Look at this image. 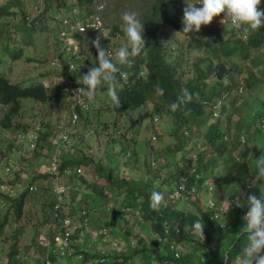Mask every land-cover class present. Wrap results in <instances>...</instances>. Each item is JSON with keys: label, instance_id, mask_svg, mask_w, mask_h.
Segmentation results:
<instances>
[{"label": "trees", "instance_id": "trees-1", "mask_svg": "<svg viewBox=\"0 0 264 264\" xmlns=\"http://www.w3.org/2000/svg\"><path fill=\"white\" fill-rule=\"evenodd\" d=\"M59 1L50 0L53 2L51 4H56ZM62 2L65 6V1ZM95 2L96 0H74L67 7L70 12L66 14L69 15L76 10L85 19L95 13ZM183 5H185V0H152L150 9L140 20L141 24L144 25L146 49L132 58L129 64L120 65L121 67L115 75L119 85L116 90L120 101L119 106L114 105L110 100L109 106L104 109L113 111L121 118L151 102L155 114L159 113L171 119L173 124L172 136L176 140L173 147H175L176 152L183 153L180 157L181 166H177L172 180L178 187L180 178L185 177L188 188L196 186V199L188 201L195 209L192 211L178 210L174 205L167 202V197L172 192L171 184L164 183L162 186L152 188L150 182L139 179L115 180L111 173L103 176L105 185L84 181L91 194L100 198L102 205L106 202L116 204V196H111L109 191H121L120 194L125 200L130 204L134 203L139 206L138 218L150 225L148 246H145L144 243L147 240L142 238L138 232L133 233L131 231L133 241L132 245L128 246L129 252L120 255V259L115 255L108 254L106 264H132L136 257L142 261V264H242L241 251L245 241L240 234V229L244 223L243 217L247 212V195L244 194L246 186L245 180L243 181L239 177L234 182L231 180L233 172L239 166H243L247 173L253 177L256 160L264 159V109L257 110L252 107L253 105L248 106L247 104L238 107L237 100L228 104H221V100L231 92L238 90L239 87L254 93L257 92L258 95L261 90H264V69L260 72V69L264 68V26L254 30L246 26L239 29L234 28L235 32L233 30L228 31L230 35L225 38L221 28L224 23L221 20L227 17L221 13L213 20L219 21L222 26L211 25L207 28L201 27L199 32L184 33L182 32L183 25L179 20L180 8ZM14 6L16 5L10 4L0 7V36L6 43H15L13 34L17 32L22 35L21 38L26 41V44L30 45V40L37 27L35 25L26 26L25 20L11 11ZM259 7L264 10L263 0ZM29 22L32 23L33 21ZM167 26L184 38L185 41L182 46L187 52L200 51L205 56L193 63L192 74L186 80V73L181 71L179 64L171 62L168 58H172L173 53L170 51L176 50L174 46L180 47V45H177V41L174 40L166 43L164 39L167 37L165 32ZM90 33L95 34L88 32L82 36L80 46L83 45V38ZM108 43L109 40H105L104 47ZM12 57L13 59H20L22 51L16 50ZM180 57H183L182 54ZM85 64L86 61L81 49V56L76 61V70L70 75L72 82H80L79 77L85 69ZM122 74L127 75L126 82L122 80ZM239 75L242 76L240 86L234 82V79ZM75 86H77L75 83L73 85L67 84L56 88L51 93L42 83L23 87L12 84L9 79L0 77V105L8 109L0 121L1 128L5 130L14 129L13 120L21 110V102L33 101L55 106L59 97L70 93V90ZM80 86L85 89L83 84ZM157 87L163 89V95L157 96L155 94ZM182 88L188 90L192 99L173 112L169 105L177 100ZM254 101L255 104H263L258 98H255ZM219 107L220 114L226 116L230 128L233 117H237L233 123L234 135L230 137V141H225L224 138L227 133L222 130L220 120L209 125L199 143L200 146H197L196 159L192 161L191 155L184 154V149L190 143L189 140L194 137H185L182 132L185 130L190 135H197V130L207 125L209 118L213 116V110L215 108L218 110ZM155 120L158 122V119ZM116 123L117 120L114 124L116 125ZM106 125L108 126V124ZM129 133L131 132H118V138L125 140L122 152L126 154V158L132 157L135 149L134 140L131 138L132 135L128 136ZM154 138L157 139L156 136ZM46 140L47 137L45 136L39 137L36 149L42 141ZM11 149V146L7 147V151H11ZM235 152L238 155L234 157ZM79 163L76 161L64 162L62 168ZM219 163L222 164L223 169L221 173H216ZM99 168V170H103L102 167ZM197 175H199V179H197ZM206 182L226 191L227 199L232 200L231 206H233L236 198L242 202L239 207L229 210V226L222 228L218 222L212 221L214 212L202 206L204 193L208 191L205 186ZM260 183L264 188V182ZM152 191H159L164 194L165 203L158 209H152L149 206ZM26 198L27 192L18 198H9L0 194V200L12 204L16 221L19 223L24 218ZM214 201L216 208L219 209L222 196H215ZM49 205L52 211L53 201ZM83 206H86L85 201ZM74 208L73 206L72 209ZM196 219H200L204 228L202 234L194 236L191 231L186 230V226ZM52 220L55 222L53 216ZM5 227L6 224L0 226V233ZM165 228L169 229V234L165 236L163 242L159 243L156 238L163 237ZM125 233L129 236L130 231L125 230ZM19 236H16L11 257L19 247L17 240ZM170 243L176 244L179 248L180 255L178 258H175L171 253ZM184 247H188L186 254H183ZM82 254L84 255L83 264L91 259L94 260L92 262L96 261L94 264H97L100 259L99 254L92 256V258L87 253L83 252ZM53 258L52 256L51 259L53 260ZM8 264H15V262L10 259Z\"/></svg>", "mask_w": 264, "mask_h": 264}, {"label": "rangeland", "instance_id": "rangeland-1", "mask_svg": "<svg viewBox=\"0 0 264 264\" xmlns=\"http://www.w3.org/2000/svg\"><path fill=\"white\" fill-rule=\"evenodd\" d=\"M62 1H65V6ZM73 2L74 0H60L56 4H51L53 2L50 0H0V7L15 4L16 6L12 7L11 11L25 20L26 26L35 25L37 27L30 40V45H27L26 41L21 38L22 35L17 32L13 34L15 43H6L0 36V77L9 79L12 84L23 87L42 83L51 93L56 88L68 84L62 72L66 69L69 56L63 54L58 45L57 35L60 31V25L57 18L70 12L67 7ZM151 2L152 0H96L94 10L102 18L101 23L104 30L101 33L88 34L85 36L87 39L83 38L84 42L81 49L86 64L82 75L89 68L96 66L97 49L93 46L94 41L99 42L100 47L106 51L108 57L117 66V71H119L121 66L115 53L119 47L126 44L121 17L124 13L130 12L134 13L140 21L150 9ZM101 7L102 9H100ZM185 7L186 4L180 8V21H182ZM77 14L81 16L80 13L77 12ZM29 21L33 22L30 23ZM211 25L221 24L219 21L213 20L209 25H202L201 27L207 28ZM232 26L229 23L223 24L221 27L223 37L226 38L230 35L228 31H234ZM165 32L167 33V37L164 39L166 43L174 40L182 48L172 44L176 50L170 51L173 53L172 58L167 57L171 62L179 64L181 71L186 73V80L192 74L193 63L205 56L200 51L187 52L182 46L185 41L184 38L176 34L170 27L167 26ZM105 40H109L106 47L103 45ZM16 50L22 51L20 59H13L12 57ZM180 54L183 57H180ZM246 68L248 67L246 66ZM263 69L261 68L260 72ZM116 74L117 72L114 73V75ZM81 76L79 77L80 83L83 84ZM121 78L126 82L127 75L122 74ZM241 78L242 76L239 75L234 79L238 86L241 85ZM107 88L106 84L97 88L94 98L88 99L89 112H82L80 120L75 125L70 121L71 95L67 93L59 97L55 106L23 101L21 102V110L13 120L14 129L5 130L0 126V194L9 198H18L27 192L24 218L20 223L16 221L12 204L0 200V226L6 224L3 232L0 233V264H8L10 259L15 264H43L44 260L47 259L48 249L43 246V243L46 241L53 244L58 231L54 227L55 222L52 220L49 205L53 200L52 179L49 174V159L52 156H57L63 163L80 162L65 167L68 169V173L63 175L61 183L68 190L66 195L70 203L79 204L80 208L87 206L86 210L90 212L91 217L96 216L99 209H103L109 203L103 202L104 205H102L100 198L91 194L84 181L105 185L103 176L111 173L115 180L139 179L150 182L152 188L162 186L164 183L171 184L172 191L176 188L172 179L177 166H181L180 157L183 153L176 152L175 147H173L176 140L172 136L173 124L171 119L159 113L155 114L151 102L120 118L113 111L104 109L110 104ZM255 98H258L263 104H255ZM234 100L238 101V107L247 104L248 106L253 105L252 107L257 110L264 109V90H261L258 95L257 92L254 93L246 90V88L240 90L239 87L238 90L224 97L221 104H228ZM7 110V107L0 105V121ZM213 111L215 112V110ZM217 111H220V107ZM155 119H158V122H155ZM218 120H220L221 128L227 133L228 141H230V137L234 135L233 123L237 120L236 116L232 119V129L227 123L226 116L219 114L218 117H210L207 125L197 130V135H190L183 130L182 133L185 137H194L189 140L190 143L184 149V154L191 155L192 161L196 159L197 146H200L199 143L203 139L204 132L209 125L218 122ZM31 131H34L39 137H47V140L42 141L34 150L30 149L27 140H23V136ZM119 131L131 132L128 135H132L135 149L134 155L132 154L130 158H126V154L122 152L125 140L118 138ZM63 135L69 136L71 145L65 149H58L55 143ZM154 136L157 139L153 141ZM10 146L11 151H7V147ZM237 155L238 153L235 152L234 157ZM10 163L11 166H9ZM99 167H102L103 170H99ZM7 168L10 170L9 172L6 171ZM78 169L84 171L82 177L77 175ZM222 169V164L219 163L215 172L221 173ZM233 173L232 182L237 177L245 180V195L248 196L251 193L259 197L261 192L264 193L262 184L259 181L253 184L251 182L253 177L247 173L243 166H239ZM35 188L36 191H34ZM113 191H109V194L116 196V203L130 206L133 209L132 215L126 219L112 217L118 222L111 224L107 214L100 212L97 214L96 222L105 223L111 228V233H119V237L114 236V239L122 246L123 251L120 253L111 251L110 254L120 259V255L129 252L128 245L126 246L123 242L131 243L133 241L131 231L142 233L143 230L149 229L150 225L146 222L144 225H140L138 222L139 206L134 203L130 204L125 200L120 194L121 191ZM208 192L214 193V197L222 196L220 207H228L231 210L232 200L227 199L226 191L215 185L213 191L208 190L207 193H204L202 203L204 208H207L209 199L214 201L213 195L211 196ZM84 201L86 206H83ZM92 205L96 206L98 210L92 208ZM174 207L178 210L187 211L195 209L188 201H181ZM97 223H93L94 232L97 231ZM225 226H229V218L225 221ZM125 230L130 231L129 236L126 235ZM17 235H20L17 239L19 247L11 257ZM149 242V240L144 241V243ZM84 252L86 253V251ZM187 252L188 247H184L183 254ZM53 261L55 264H59L58 259L53 258ZM67 261L73 260L68 258ZM132 264H142V261L136 257Z\"/></svg>", "mask_w": 264, "mask_h": 264}, {"label": "built area", "instance_id": "built-area-1", "mask_svg": "<svg viewBox=\"0 0 264 264\" xmlns=\"http://www.w3.org/2000/svg\"><path fill=\"white\" fill-rule=\"evenodd\" d=\"M100 9H102V7ZM57 21L60 25V31L57 35L58 45L60 46L63 54L69 56V61L67 60L66 62V69L62 73L65 74L64 76L69 85H73L74 83L77 84V86L73 87L69 93L71 95L70 121L75 125L80 120V114L90 110L87 91L80 86L81 83L79 81L72 82L70 79V75L76 70V61L81 56L80 38L88 32L101 33L104 29L98 12H95L83 19V16H79L76 10H74L69 15L58 16ZM222 22H229L231 24L230 19L227 18H224ZM214 116L217 117L218 114H214ZM128 136L130 137V135ZM227 136L228 135L224 138L225 141H228ZM23 140H27L30 145V149L34 150L39 141V137L34 131H31L27 135L23 136ZM152 140L154 141L156 139L153 137ZM55 145L59 149L68 148L71 145L69 136H61ZM62 164V160L57 156H52L49 159V174L52 179V201L54 203L52 216L53 219H55L54 227L58 231L54 237L53 244H49L46 241L43 243V246L48 249V256L43 264H54L51 259L52 256L61 259L74 257L79 262H83L84 259V255L80 252L78 253L74 249V235H78L79 238H84L86 236L90 227V212L86 209H82L77 212L70 213L69 208L71 207V203L67 199L66 195L68 190L61 183V178L63 175L68 173V169L62 168ZM9 166H11V163ZM6 171L9 172L10 170L7 168ZM76 173L79 177H82L84 171L82 169H78ZM196 177L199 179V175ZM186 182L187 178H180L179 186L176 187L167 197V202L169 204L175 205L179 201H194L196 199V186L188 188L186 186ZM205 186L207 190L213 191V186L209 182H206ZM34 191H36V188ZM240 205L239 200L236 198L231 209L239 207ZM206 207L214 212L211 220L218 222L222 228L226 227L225 221L228 219L229 208L223 206L217 209L215 202L212 199L208 200ZM103 210L114 218L121 217L123 219L128 218L133 213V209L127 204L109 203L103 208ZM138 222L140 225H144V221L141 218H138ZM168 234L169 229L165 228L163 237H157V241L159 243L163 242L165 240V236ZM96 236L102 246V250L99 253L100 259L97 264H106V256L110 250L116 253L123 251L122 246L119 245L118 242L110 239L109 228L106 224H100V229ZM169 249L175 258L179 257L180 250L176 244L170 243Z\"/></svg>", "mask_w": 264, "mask_h": 264}, {"label": "clouds", "instance_id": "clouds-1", "mask_svg": "<svg viewBox=\"0 0 264 264\" xmlns=\"http://www.w3.org/2000/svg\"><path fill=\"white\" fill-rule=\"evenodd\" d=\"M261 2L262 0H185L186 7L183 9L181 21L182 32H199L202 25H209L213 18L221 13L230 19L231 24L227 23L233 25L234 28L239 29L242 26L253 30L260 28L264 26V10L259 7ZM121 20L126 44L119 47L115 55L120 65H127L132 58L146 49L144 25L134 13L130 12L124 13ZM245 36L244 39H246ZM93 46L97 49L96 66L89 68L81 76L88 93V99H93L97 88L106 84L110 100L114 105L119 106L120 101L116 94L119 85L114 75L117 72V66L108 57L106 51L100 47L98 41H94ZM155 94L157 96L163 95V89L157 87ZM191 99L192 95L188 90L182 88L177 100L171 103L169 107L171 111L175 112ZM214 114L219 116L220 112L215 110L213 116ZM257 181L264 182V159L261 158L255 162V171L251 182L255 184ZM149 200V206L152 209H158L165 203L164 194L159 191H152ZM246 204L247 212L243 217L244 223L240 229V234L245 241L241 251L242 264H264V193L261 192L259 197L249 193ZM203 228L204 225L200 219L193 220L190 225L186 226V230L191 231L193 235L202 234Z\"/></svg>", "mask_w": 264, "mask_h": 264}, {"label": "crops", "instance_id": "crops-1", "mask_svg": "<svg viewBox=\"0 0 264 264\" xmlns=\"http://www.w3.org/2000/svg\"><path fill=\"white\" fill-rule=\"evenodd\" d=\"M59 149V148H58ZM78 190V189H77ZM84 200V199H83ZM82 201V200H81ZM73 206H75V208L74 209H72V207ZM92 208H95L96 210H98V208L96 207V206H94V205H92ZM82 209H87L86 207H81L80 208V206H79V204H76V203H72V205H71V207H70V211H72V212H77V211H79V210H82ZM94 209V210H95ZM106 213V211L105 210H103V209H99V212H97L96 213V216H92L91 217V215H90V218H89V224H90V227H89V230H88V232H87V234H86V236L84 237V238H79V236L77 235H75L74 236V239H75V247H74V249L79 253H83L84 251H86V253L88 254V255H90V257L92 258V256H94V255H96V254H99L100 253V251L102 250V246H101V243H100V241L97 239V236H96V234H97V232L99 231V229H100V223L101 222H96L97 221V218H98V213ZM107 214V213H106ZM51 215H52V211H51ZM106 216H108L109 218V220L111 221V224L114 222H118V220H114V219H112V216L111 215H109V214H107ZM116 222V223H117ZM95 223H97L98 224V226H97V228H96V230L97 231H93V225ZM102 224V223H101ZM105 224V223H104ZM108 227V226H107ZM109 228V236H110V239H112V240H115L114 239V236H117V237H119V233H115V232H112L111 233V228L110 227H108ZM139 234H140V236H142V238H144L145 240H147L148 241V238H149V235H150V232H149V229H145V230H143V232L142 233H140L139 232ZM126 242V241H125ZM123 242L126 246L128 245V246H131V244H132V242L130 243V242ZM128 243V244H127ZM149 245V243H145V246H148ZM127 246V247H128ZM112 250H110L109 252H108V254H110V252H111ZM125 251V250H124ZM85 253V252H84ZM54 258H56V259H58V261H59V264H83L82 262H79V261H77L74 257H71V259L73 260V261H67L66 262V260L68 259H61V258H58V257H54ZM90 258V259H91ZM45 261V260H44ZM53 261V260H52ZM92 261H94L93 259H91V260H89L88 262H86V263H84V264H94L95 262H92ZM54 262V261H53ZM54 264H55V262H54Z\"/></svg>", "mask_w": 264, "mask_h": 264}]
</instances>
